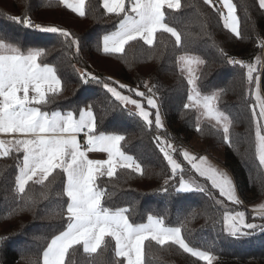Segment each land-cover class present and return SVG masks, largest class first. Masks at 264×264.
Segmentation results:
<instances>
[{
  "label": "trees",
  "instance_id": "1",
  "mask_svg": "<svg viewBox=\"0 0 264 264\" xmlns=\"http://www.w3.org/2000/svg\"><path fill=\"white\" fill-rule=\"evenodd\" d=\"M231 2L237 6L240 39L223 27L219 14L203 0H181L180 10L165 7V22L180 32L183 48L176 46L170 34L157 32L152 47L137 41L126 45L124 53L105 54L102 37L116 30L119 17L106 13L102 0H86L84 17L59 4V0H0V34L19 42L25 50L29 47L47 50L44 62L56 67L62 82H67L62 95L49 106L50 109L67 110L93 103L94 113L98 118L103 117L100 128L125 135L122 150L142 164L144 175L141 177L128 169L118 168L117 177L111 180L102 177L103 186L113 193L110 204L128 207L131 219L137 223H146L149 214L165 218L169 226H178V221L185 222L182 236L190 247L211 251L216 257L213 264H264V231L257 229L250 236L237 238L223 230L225 210L244 211L246 223L264 224V219L258 215L264 205V168L257 159L251 108L255 104L254 91L259 88L264 94V9L259 7L258 0ZM214 3L220 8L217 2ZM25 13L35 23L61 27L79 38L78 58L74 55L75 47L69 49L58 34L26 29L9 19ZM185 54L206 61L198 69L201 72L198 87L202 94L215 88L225 89L218 107L233 118L231 147L213 134L209 121H199L203 131L198 133L197 110L184 108V104L190 102L187 99V73L181 74L179 57ZM229 58L255 66L251 84L247 79V67L231 65L227 62ZM78 69L109 83L115 81V86L125 95H129L127 89H120L119 84L138 87L147 95H151L148 88L155 85L153 90L161 106L164 127L156 130L153 123L149 128L139 116H129L127 110H113V105H119V102L106 92L102 84L83 85ZM131 95L148 109L146 98L137 97L135 93ZM150 111L154 122L156 110ZM156 134L174 145L177 149L174 155L183 167L190 169L179 153L191 143L196 145L195 156H209L221 164L233 176L241 203L235 205L224 201L222 206L197 191L179 194L174 190L159 191L164 174L171 173L154 142ZM22 156V152L13 151L0 158V238H5L0 242V264H27L29 257L39 259L42 264L43 248L66 224L63 217L56 216L61 210L58 202L67 200V197L57 195L62 192L63 174L53 184L46 200L40 197L41 187L29 182L25 198L36 197L40 202L36 205L35 215L33 211L20 210L24 200L14 199L17 196L13 191L15 175L18 174L14 157H19L22 164ZM189 175L223 200L194 172ZM111 243L113 251L110 255H114L115 244L114 241ZM37 253H40L39 257ZM147 259L149 264H206L183 252L178 245L161 247L154 242H151Z\"/></svg>",
  "mask_w": 264,
  "mask_h": 264
},
{
  "label": "snow or ice",
  "instance_id": "2",
  "mask_svg": "<svg viewBox=\"0 0 264 264\" xmlns=\"http://www.w3.org/2000/svg\"><path fill=\"white\" fill-rule=\"evenodd\" d=\"M203 3L219 14L223 27L228 32L237 39L241 38L237 6L231 0H220L226 14L214 0H203ZM258 3L264 9V0H258ZM59 4L80 17L86 15L85 0H59ZM102 7L106 13L119 17L116 30L102 37V51L105 54L124 53L126 45L137 41H143L145 45L152 47L157 32L170 34L175 39L176 46L183 48L180 32L165 22L166 14L163 11L165 7L180 10L181 0H102ZM9 19L22 24L26 29L58 34L64 38L69 49L75 47L74 55L78 58L79 38L68 30L35 23L27 13L23 16H10ZM46 55L47 50L44 48L29 47L25 50L19 42L13 41L6 34H0V134L12 137L6 141L0 140V156L7 157L13 151L23 153L22 164L19 157H14L18 168L13 189L17 196L14 199L24 200L20 210L27 209L35 215L36 205L40 202L36 197L25 198L29 182L41 187L43 191L40 197L46 200L53 184L63 174L62 192H57V195L67 197V200L58 202L61 210L56 216L63 217L66 224L58 230V234L51 236L50 242L43 248L42 264H149L147 257L151 252V242L161 247L178 245L183 252L205 261L206 264H213L216 257L211 251L198 250L186 242L182 236L185 222L178 221V226H169L165 218L149 214L146 223H137L131 219L128 207L109 203L113 193L106 190L101 178L106 176L111 180L117 177L118 168L128 169L130 173L142 177L144 168L133 156L122 150L121 142L125 141V135L105 132L100 128L103 117L98 118L94 113L93 103L67 110L50 109L49 106L62 95L67 82H62L56 67L44 62ZM227 62L247 67L248 83H252V74L256 70L254 65H245L232 58ZM179 63L183 65L181 74L187 73V99L190 103H185L184 108L195 106L202 110L200 116L209 122L214 121L211 125L213 134L220 136L222 142L231 147L233 140L230 129L233 118L218 107L225 89L215 88L208 94L201 93L198 87L201 72L198 69L206 61L199 56L181 55ZM77 71L83 85L91 82L102 84L106 92L119 102V105H113V110H127L129 116H139L149 128L153 123L156 130L164 127L161 106L153 90L155 85L148 88L151 95H147L139 91L138 87L130 88L119 84L120 89H127L129 95H125L115 86V81L109 83L86 71ZM131 93L146 98L149 110H145L139 101L132 98ZM128 105H134L136 111L127 109ZM251 108L257 159L260 166H264V101L257 97V103L251 105ZM151 109L156 110L154 122L150 118L153 115ZM199 120L198 117V133L203 131ZM80 134L86 137L83 145L78 140ZM154 142L171 173L164 174V182L159 191L174 190L178 194L197 191L222 206L224 201L235 205L241 203L229 175L213 166L204 156H195L188 151L180 152L179 155L190 166L189 169L178 162L174 155L177 149L167 139L156 134ZM91 152L106 153L107 158L90 159L88 153ZM190 172L210 184L211 189L218 192L223 200L218 199L206 185L192 179ZM258 215L264 219V205ZM223 226L224 231L237 238L250 236L257 229L264 231V224L246 223L244 211L225 210ZM3 239L5 238H0V242ZM112 241L115 244L114 255H110L113 251ZM37 255L39 257L40 253ZM77 256L80 258L77 259ZM27 264H41V261L29 257Z\"/></svg>",
  "mask_w": 264,
  "mask_h": 264
},
{
  "label": "rangeland",
  "instance_id": "3",
  "mask_svg": "<svg viewBox=\"0 0 264 264\" xmlns=\"http://www.w3.org/2000/svg\"><path fill=\"white\" fill-rule=\"evenodd\" d=\"M183 67V65H181V68ZM255 93H256V90L254 91V100H255V104L257 103V98L255 97ZM257 93H258V97H259V99L260 100H262V101H264V94H262V92H259V91H257ZM208 94V93H207ZM128 108H130L131 110H134V111H136V109H135V106L134 105H128L127 106ZM196 110H197V112H198V114H199V117H200V120L199 121H203V120H205V121H208L206 118H204V117H202V116H200V111H202V110H198L195 106H193ZM145 110H149V109H146L145 108ZM257 111H258V109H257ZM210 123H214V121H211ZM190 146V147H189ZM188 147H184V149H186V150H182V151H188L190 154H192V155H195L194 153H193V151H194V149H195V143H191L190 145H189ZM189 148V149H188ZM213 166H215V167H218L219 169H221L222 171H225L228 175H229V177L232 179V181H233V185H234V188L236 189V184H235V181H234V178H233V176L231 175V173L227 170V169H225L221 164H219L218 162H216L214 159H212L211 157H209V156H204ZM182 164V163H181ZM263 168H264V166H263ZM236 193H237V197H238V192H237V190H236Z\"/></svg>",
  "mask_w": 264,
  "mask_h": 264
},
{
  "label": "crops",
  "instance_id": "4",
  "mask_svg": "<svg viewBox=\"0 0 264 264\" xmlns=\"http://www.w3.org/2000/svg\"><path fill=\"white\" fill-rule=\"evenodd\" d=\"M85 2H86V0H85ZM214 2H217L219 6H222L224 8L223 4L220 3V0H214ZM257 91L261 92L259 90V88H258V90H256V93H255V97L256 98L258 97ZM9 139H12V137L8 136V135H5V134H0V140H5L6 141V140H9ZM78 140L80 141L79 136H78ZM2 157H4V156H0V158H2ZM88 157L90 159H106L107 158V154L106 153H102V152H91V153H88ZM238 198H239V196H238Z\"/></svg>",
  "mask_w": 264,
  "mask_h": 264
},
{
  "label": "built area",
  "instance_id": "5",
  "mask_svg": "<svg viewBox=\"0 0 264 264\" xmlns=\"http://www.w3.org/2000/svg\"><path fill=\"white\" fill-rule=\"evenodd\" d=\"M220 9L226 14V10L222 6H220ZM79 139H80V143L83 145L86 137H84L83 134H80Z\"/></svg>",
  "mask_w": 264,
  "mask_h": 264
}]
</instances>
